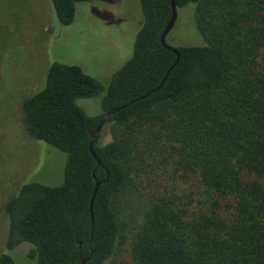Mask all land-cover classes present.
I'll return each mask as SVG.
<instances>
[{
  "label": "trees",
  "instance_id": "obj_1",
  "mask_svg": "<svg viewBox=\"0 0 264 264\" xmlns=\"http://www.w3.org/2000/svg\"><path fill=\"white\" fill-rule=\"evenodd\" d=\"M77 1L50 0L62 26L75 22ZM172 1L140 0L133 54L107 88L103 112L157 87L175 62L161 42ZM176 6L178 21L194 13L204 44L178 46L163 88L108 120L95 143L97 170L89 145L101 116L78 101L104 93L99 81L56 62L24 101L30 138L67 155L64 180L26 183L11 198L0 264H16L9 253L24 243L37 264H109L129 194L146 203L135 264H264V0ZM108 175L91 213L95 177Z\"/></svg>",
  "mask_w": 264,
  "mask_h": 264
},
{
  "label": "rangeland",
  "instance_id": "obj_2",
  "mask_svg": "<svg viewBox=\"0 0 264 264\" xmlns=\"http://www.w3.org/2000/svg\"><path fill=\"white\" fill-rule=\"evenodd\" d=\"M194 13L179 19L167 41L173 47L201 46ZM183 22V23H182ZM143 23L140 0H78L75 22L62 26L50 0H0V255L8 220L6 205L22 185L59 186L67 155L27 133L23 103L45 83L56 62L80 67L104 87L100 96L78 101L90 117L103 114L102 102L114 75L130 60ZM111 141L110 133L104 136ZM146 203L129 194L120 202L121 237L109 264H135L131 249L144 223ZM24 243L9 254L16 264H37Z\"/></svg>",
  "mask_w": 264,
  "mask_h": 264
},
{
  "label": "water",
  "instance_id": "obj_3",
  "mask_svg": "<svg viewBox=\"0 0 264 264\" xmlns=\"http://www.w3.org/2000/svg\"><path fill=\"white\" fill-rule=\"evenodd\" d=\"M172 11H173L172 18H171L169 24L167 25L165 31L162 34L161 42H162V44L164 45V47L167 50H169L170 52H172V53H174L176 55V60L173 63V65L169 68V70L167 71L165 77L163 78V80L161 81V83L157 87L151 89L150 91H148L144 95L139 96V97L133 99L129 103L123 104V105H121L119 107H114V108L113 107H110V108H108L107 110H105L103 112V114L100 117V120H99V124H98L97 129L93 133H91V139H90V145H89V149H90L91 155L93 156V158L97 162L96 170L99 167L102 166V162H101L99 156L97 155V153L95 151V143H96L97 137L102 133L104 127L107 125L108 120L113 115H115V114H117V113H119V112H121V111L129 108L134 103H136L138 101L145 100V99L149 98L151 95H153L155 93H158L163 88L164 84L167 82V80H168L170 74L172 73V71L177 67V65L180 62L181 54H180L179 50L177 49V47L171 46L168 43V41H167L169 34L173 31V29L175 28L176 23L178 21V9H177V6H176V0H173L172 1ZM95 181H96V183H95V187H94V191H93V195H92V199H91V206H90L91 213L93 211V206H94V202H95L96 196L98 194V191H99V189H100V187L102 185L108 183V181H109V175L107 176V178L105 180H102V181L101 180H98L95 177ZM79 243H80V247L82 248L83 245H84V243L83 242H79ZM88 259L89 258L85 259L83 261V264H85Z\"/></svg>",
  "mask_w": 264,
  "mask_h": 264
}]
</instances>
